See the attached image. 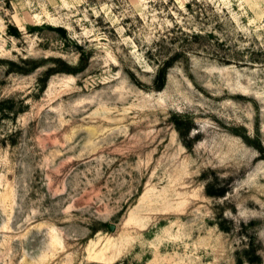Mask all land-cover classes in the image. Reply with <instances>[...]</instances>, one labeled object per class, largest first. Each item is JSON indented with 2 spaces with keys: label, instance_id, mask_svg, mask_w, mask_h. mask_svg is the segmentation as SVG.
<instances>
[{
  "label": "rangeland",
  "instance_id": "rangeland-1",
  "mask_svg": "<svg viewBox=\"0 0 264 264\" xmlns=\"http://www.w3.org/2000/svg\"><path fill=\"white\" fill-rule=\"evenodd\" d=\"M0 264H264V0H0Z\"/></svg>",
  "mask_w": 264,
  "mask_h": 264
},
{
  "label": "trees",
  "instance_id": "trees-1",
  "mask_svg": "<svg viewBox=\"0 0 264 264\" xmlns=\"http://www.w3.org/2000/svg\"><path fill=\"white\" fill-rule=\"evenodd\" d=\"M166 68L165 67H162L159 70V74L157 75V78L156 79L160 81V85L157 87V90H159L160 88H162V86L164 84L165 77H166V70H167Z\"/></svg>",
  "mask_w": 264,
  "mask_h": 264
}]
</instances>
